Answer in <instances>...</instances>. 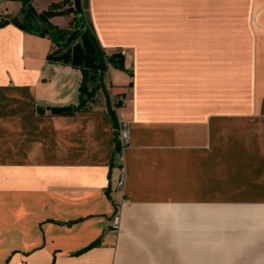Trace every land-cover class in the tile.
<instances>
[{
    "label": "crops",
    "instance_id": "1",
    "mask_svg": "<svg viewBox=\"0 0 264 264\" xmlns=\"http://www.w3.org/2000/svg\"><path fill=\"white\" fill-rule=\"evenodd\" d=\"M81 4L125 56L104 75L116 116L103 89L54 112L83 73L0 0V264H264V0Z\"/></svg>",
    "mask_w": 264,
    "mask_h": 264
},
{
    "label": "trees",
    "instance_id": "2",
    "mask_svg": "<svg viewBox=\"0 0 264 264\" xmlns=\"http://www.w3.org/2000/svg\"><path fill=\"white\" fill-rule=\"evenodd\" d=\"M67 3L70 5L65 7ZM28 9L32 10L39 21L49 27L51 30L50 33L42 31L41 26L36 23L27 12ZM71 12L74 13V17L68 28H61L50 21V18L54 15L68 14ZM21 13L23 16L22 19L15 16L12 18V21L29 32L49 36L55 44V48L49 52L47 56L48 60L69 64L81 69L83 73V80L80 86L81 98L79 104L76 106L55 107L52 108V110L54 112H69L80 108L88 101L89 97L94 96L99 89H103L106 93L109 110L112 115L116 116V111L113 105H120L122 101H115L113 103L104 82V75L111 65L120 69H125V56L123 52L107 53L105 51L97 35L93 21L91 17L87 15L85 9L82 7L85 28L74 36L71 34L73 30L80 26L81 22L72 0L52 3L48 9H45L42 12H37L30 4V0H22ZM7 21L8 20L1 21L0 26ZM90 80L95 81V85L92 89H89ZM116 125L118 126L119 123L117 122ZM116 147L117 150H121L118 138Z\"/></svg>",
    "mask_w": 264,
    "mask_h": 264
},
{
    "label": "built area",
    "instance_id": "3",
    "mask_svg": "<svg viewBox=\"0 0 264 264\" xmlns=\"http://www.w3.org/2000/svg\"><path fill=\"white\" fill-rule=\"evenodd\" d=\"M116 130L118 133L117 135H118V139H119L121 149H122L129 141L128 129L123 122H120L119 125L117 126ZM121 183H123L122 180H121ZM112 227L117 231L120 229V227H121V213L116 212L114 214L113 221H112Z\"/></svg>",
    "mask_w": 264,
    "mask_h": 264
},
{
    "label": "water",
    "instance_id": "4",
    "mask_svg": "<svg viewBox=\"0 0 264 264\" xmlns=\"http://www.w3.org/2000/svg\"><path fill=\"white\" fill-rule=\"evenodd\" d=\"M73 2H74V6L76 8V12H77V15H78L81 23H80V26L77 29L73 30V32L71 34L72 36H74L77 33L81 32L85 28V22H84V19H83L81 0H73ZM27 12L31 15V17L33 18V20L41 26L43 32H47V33H50L51 32V30L49 29V27H47L45 24H43L41 21H39V19L32 12L31 9H28Z\"/></svg>",
    "mask_w": 264,
    "mask_h": 264
},
{
    "label": "rangeland",
    "instance_id": "5",
    "mask_svg": "<svg viewBox=\"0 0 264 264\" xmlns=\"http://www.w3.org/2000/svg\"><path fill=\"white\" fill-rule=\"evenodd\" d=\"M31 1L32 0H30V3H31ZM53 3H55V2H53ZM71 13H73V12H71ZM59 15H65V14H59ZM135 19L133 18V20L139 21L143 24H149L150 22H168L169 23L172 21V16H168V15H164V16L158 15L157 16V15L143 14V15L135 16Z\"/></svg>",
    "mask_w": 264,
    "mask_h": 264
}]
</instances>
